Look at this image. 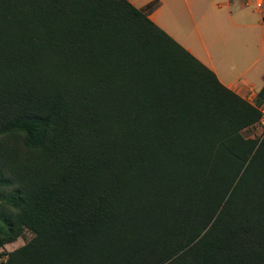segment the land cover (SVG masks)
<instances>
[{
  "label": "trees",
  "instance_id": "obj_1",
  "mask_svg": "<svg viewBox=\"0 0 264 264\" xmlns=\"http://www.w3.org/2000/svg\"><path fill=\"white\" fill-rule=\"evenodd\" d=\"M262 103L128 0H0V264H264Z\"/></svg>",
  "mask_w": 264,
  "mask_h": 264
},
{
  "label": "crops",
  "instance_id": "obj_2",
  "mask_svg": "<svg viewBox=\"0 0 264 264\" xmlns=\"http://www.w3.org/2000/svg\"><path fill=\"white\" fill-rule=\"evenodd\" d=\"M128 1L134 7L142 10L154 24L164 30L206 67L211 69L224 86L247 101L254 102L255 96L264 82L259 88H256L255 84L249 82L247 78L234 75L230 68L216 67L218 60L213 58L214 46L218 45V42H220L219 38H221L217 37L214 31L216 29L220 31L219 28L224 22L237 26L235 19H238V17L230 11L233 4L238 9V15L241 19H251L248 16L249 14L244 11L245 6L249 3L241 4V0H221L217 3H215V0ZM209 6H212L214 9L209 8ZM220 8H225L227 11L225 18L222 20L219 18V14H216ZM253 13L259 15L260 20L257 21V25L264 28L262 21L264 11H260L254 7ZM242 24L246 29H254L256 26L248 21ZM214 40H216L217 44H215Z\"/></svg>",
  "mask_w": 264,
  "mask_h": 264
},
{
  "label": "rangeland",
  "instance_id": "obj_3",
  "mask_svg": "<svg viewBox=\"0 0 264 264\" xmlns=\"http://www.w3.org/2000/svg\"><path fill=\"white\" fill-rule=\"evenodd\" d=\"M220 1L221 0H215V3ZM240 3H246V0H241ZM248 3L244 11L249 14L248 16H250L251 19H241L238 15V9L233 4L230 11L238 17V19H235V24H237V26L232 23L224 22L219 28L220 31L218 29L214 31L216 32V36L221 38H219L220 42H218V45L214 46L213 58L218 60L216 67L230 68L234 75L247 78L249 82L255 84L256 88H259L264 82V28L257 25V21L260 19L257 13H253L254 4L251 2ZM209 8L214 9L212 6H209ZM226 13L227 11L225 8H220L216 12V14H219L221 20L225 18ZM246 21L256 25L254 29L252 28V32V29L244 28L242 23ZM215 41L216 40H214V42ZM215 44H217V42H215ZM263 130L264 128L256 125L253 128L243 130V135L251 138L259 137L263 134ZM30 237L31 234L26 231L24 238H19L13 243L6 244L3 248H0V251H12L23 245Z\"/></svg>",
  "mask_w": 264,
  "mask_h": 264
},
{
  "label": "built area",
  "instance_id": "obj_4",
  "mask_svg": "<svg viewBox=\"0 0 264 264\" xmlns=\"http://www.w3.org/2000/svg\"><path fill=\"white\" fill-rule=\"evenodd\" d=\"M251 2L254 4V7L259 9L260 11H264V0H246V3ZM261 116L259 119V126H261L262 128H264V103H262L259 107H258ZM264 131V130H263Z\"/></svg>",
  "mask_w": 264,
  "mask_h": 264
}]
</instances>
